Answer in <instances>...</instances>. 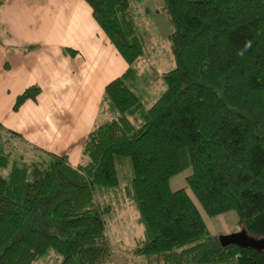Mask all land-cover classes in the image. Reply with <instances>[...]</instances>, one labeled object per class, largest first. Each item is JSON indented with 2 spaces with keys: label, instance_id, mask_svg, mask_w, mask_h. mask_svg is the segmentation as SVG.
I'll list each match as a JSON object with an SVG mask.
<instances>
[{
  "label": "trees",
  "instance_id": "16d2710c",
  "mask_svg": "<svg viewBox=\"0 0 264 264\" xmlns=\"http://www.w3.org/2000/svg\"><path fill=\"white\" fill-rule=\"evenodd\" d=\"M85 1L128 66L107 84L103 119L76 166L49 151L14 157L0 125V264H37L51 250L59 264H100L114 210L100 197L117 191L144 224L134 248L143 264H264V249L223 246L190 194L210 216L236 211L248 235L264 238V0H162L177 65L150 105L138 90L151 35L133 2ZM40 93L28 87L14 109ZM127 161L122 188L118 164ZM188 167L187 186L173 190Z\"/></svg>",
  "mask_w": 264,
  "mask_h": 264
},
{
  "label": "crops",
  "instance_id": "0c3cea01",
  "mask_svg": "<svg viewBox=\"0 0 264 264\" xmlns=\"http://www.w3.org/2000/svg\"><path fill=\"white\" fill-rule=\"evenodd\" d=\"M144 20L152 42H163ZM162 49L153 44L148 56ZM158 54L152 63L163 76L172 62L160 64ZM127 66L85 0H0V125L14 157L30 162L49 151L78 165L103 119L105 88ZM32 85L41 87L39 96L15 110L17 96Z\"/></svg>",
  "mask_w": 264,
  "mask_h": 264
},
{
  "label": "rangeland",
  "instance_id": "374dc122",
  "mask_svg": "<svg viewBox=\"0 0 264 264\" xmlns=\"http://www.w3.org/2000/svg\"><path fill=\"white\" fill-rule=\"evenodd\" d=\"M131 1L133 2L132 8L136 11L138 21L143 22L144 18H146V25H149L150 28L152 26L153 29L156 28L155 31L157 36L161 35V38L164 37L163 42L157 43L155 40L151 42L153 39V35L151 33L150 42L146 43L147 53L149 52V47L153 44L160 46V48H163L164 50L162 49V51H158L154 54L152 53V56L144 58L139 64L143 90L140 88L138 93H143L146 97L145 100L150 105L160 97L166 88L163 76L161 75V70L154 67V64L152 63L155 54L159 53L156 58L160 60V64L165 62V64L168 63L169 65L172 62L170 67H175L177 65L175 55L172 53V43L170 40H167L168 36H166L170 33V31L172 32L173 26L167 13H164L161 9L164 5L162 0ZM146 8H151L155 11V14H147L144 11ZM167 69L170 68L168 67ZM161 84L163 86L162 88ZM114 112L115 115L110 116L109 119L118 115L116 110ZM17 153L20 154V152ZM9 169L10 166L2 172H7ZM118 173L121 186L124 188L132 177V168L130 163L127 161V163L118 164ZM191 173L192 168L188 167L174 175L170 180L172 189L177 190L186 187L187 177ZM190 194L203 215V218L205 219L212 234L220 237L221 235L237 233L243 230L239 225V218L236 211H229L218 216H210L206 213L195 195L192 192H190ZM100 199L104 203H111L114 205V210L110 214L105 215L107 235L103 239V244L108 247V252L103 260H101L100 264H143V256L134 253V248H136L140 244V241L144 238L145 230L144 224L140 220V213L135 200L121 191L106 194L105 196L102 194ZM59 262L60 259L58 258V255L51 250L43 256L37 264H59Z\"/></svg>",
  "mask_w": 264,
  "mask_h": 264
},
{
  "label": "water",
  "instance_id": "95a60500",
  "mask_svg": "<svg viewBox=\"0 0 264 264\" xmlns=\"http://www.w3.org/2000/svg\"><path fill=\"white\" fill-rule=\"evenodd\" d=\"M219 238L223 246H227L229 244H239L241 246L264 249V238L252 237L248 235L244 229L241 232L221 235Z\"/></svg>",
  "mask_w": 264,
  "mask_h": 264
}]
</instances>
